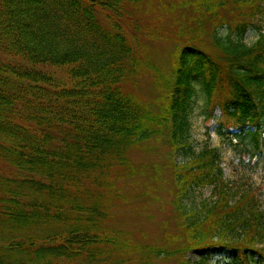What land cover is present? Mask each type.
<instances>
[{"label":"trees","instance_id":"16d2710c","mask_svg":"<svg viewBox=\"0 0 264 264\" xmlns=\"http://www.w3.org/2000/svg\"><path fill=\"white\" fill-rule=\"evenodd\" d=\"M142 33L173 40L168 69ZM199 88L217 134L264 167V0H0V264H264L261 189L233 188L219 149L193 148ZM153 139L167 162H135ZM162 182L175 216L151 244L116 210L160 201Z\"/></svg>","mask_w":264,"mask_h":264},{"label":"rangeland","instance_id":"374dc122","mask_svg":"<svg viewBox=\"0 0 264 264\" xmlns=\"http://www.w3.org/2000/svg\"><path fill=\"white\" fill-rule=\"evenodd\" d=\"M164 29L169 30L171 33L172 27L169 25V20L166 18L162 21ZM141 26L143 32L148 31V25H145L142 21ZM226 29L220 30L221 34H225ZM172 34V33H171ZM141 37L150 42V54L152 60L161 65L162 67L168 69L170 57V51L173 50L174 44L173 40H153L148 41L145 37V33L141 34ZM256 39V34L249 30L246 34L245 42L252 44ZM175 43V41H174ZM167 65V66H165ZM138 92L145 95L147 98L156 97L159 94V90L156 89L155 82L149 75H142L140 77ZM193 102L192 109L190 111V135L191 141L193 143V148L196 151H200L206 144L219 149L221 156V166L223 167L224 177L229 182V184L235 189H251L258 188L261 189V199L263 202L264 209V167L262 165L248 163L246 164L241 160L240 157L234 152L227 142L223 141L222 138L217 134L216 119L220 115V110L215 111V117L208 119L206 113V99L204 94L198 89V95ZM151 148L148 150L141 149L133 153L132 159L137 163H160L164 164L167 162L168 158V147L161 143L158 139H153L150 142ZM178 162L187 159V155L184 153H179L175 156ZM167 172L162 173L164 177H167ZM166 182L159 184V187L164 185ZM143 186H139L135 189L143 190ZM133 190L132 185H127L125 188ZM145 189V188H144ZM157 193L159 190L156 189ZM162 199L157 202H140L133 203L131 205H123L120 209L116 210V214L119 217H128L129 221L123 223L117 222L119 227H124L125 229H132L137 232H142V236L139 237L140 240L146 241L151 244H162V232L161 228L162 221L164 218L175 216V207L172 203L173 196L170 195L169 183L165 184V188L161 189L160 193ZM212 187H205L200 190L192 192L186 203L189 205L199 204L201 200L205 198H211ZM137 213H141V218L137 219L134 217ZM131 218V219H130ZM145 234V235H144ZM213 256V255H212ZM202 258L201 251L198 249L191 250L187 259L191 262H195ZM157 264H179L178 257L167 260H156ZM208 264H221L217 256H213L208 260Z\"/></svg>","mask_w":264,"mask_h":264}]
</instances>
